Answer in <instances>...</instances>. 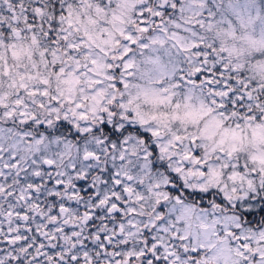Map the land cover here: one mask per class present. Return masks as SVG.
I'll return each mask as SVG.
<instances>
[{
  "label": "snow or ice",
  "instance_id": "snow-or-ice-1",
  "mask_svg": "<svg viewBox=\"0 0 264 264\" xmlns=\"http://www.w3.org/2000/svg\"><path fill=\"white\" fill-rule=\"evenodd\" d=\"M0 264H264V0H0Z\"/></svg>",
  "mask_w": 264,
  "mask_h": 264
}]
</instances>
